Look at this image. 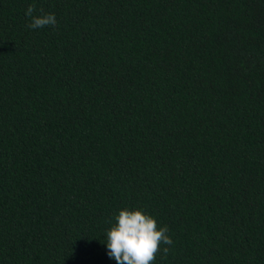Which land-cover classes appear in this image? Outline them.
I'll return each instance as SVG.
<instances>
[{"label":"trees","instance_id":"trees-1","mask_svg":"<svg viewBox=\"0 0 264 264\" xmlns=\"http://www.w3.org/2000/svg\"><path fill=\"white\" fill-rule=\"evenodd\" d=\"M124 207L264 264V0H0V264H116Z\"/></svg>","mask_w":264,"mask_h":264},{"label":"clouds","instance_id":"clouds-1","mask_svg":"<svg viewBox=\"0 0 264 264\" xmlns=\"http://www.w3.org/2000/svg\"><path fill=\"white\" fill-rule=\"evenodd\" d=\"M35 5H29L25 15L30 18V29L57 26L54 13L43 12L34 15ZM113 221L106 230V245L109 258L116 264H154L161 245H171L168 227L158 226L156 219L140 208L124 207L114 213ZM168 247L163 248L167 256Z\"/></svg>","mask_w":264,"mask_h":264}]
</instances>
